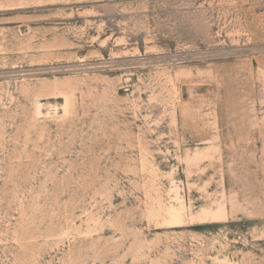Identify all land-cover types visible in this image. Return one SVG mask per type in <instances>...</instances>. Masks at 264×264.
Returning <instances> with one entry per match:
<instances>
[{"label": "rangeland", "instance_id": "obj_1", "mask_svg": "<svg viewBox=\"0 0 264 264\" xmlns=\"http://www.w3.org/2000/svg\"><path fill=\"white\" fill-rule=\"evenodd\" d=\"M0 264H264V0H0Z\"/></svg>", "mask_w": 264, "mask_h": 264}, {"label": "bare ground", "instance_id": "obj_2", "mask_svg": "<svg viewBox=\"0 0 264 264\" xmlns=\"http://www.w3.org/2000/svg\"><path fill=\"white\" fill-rule=\"evenodd\" d=\"M173 218H174V219H178V218H180V217H179V215L175 214V215L173 216ZM179 220H180V219H179ZM173 222H174V221H173ZM175 222H176V221H175ZM177 222H178V221H177Z\"/></svg>", "mask_w": 264, "mask_h": 264}]
</instances>
